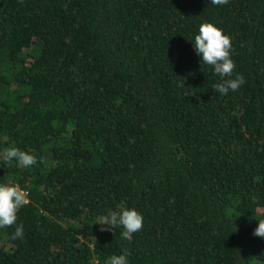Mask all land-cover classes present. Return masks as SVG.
<instances>
[{
    "label": "trees",
    "instance_id": "16d2710c",
    "mask_svg": "<svg viewBox=\"0 0 264 264\" xmlns=\"http://www.w3.org/2000/svg\"><path fill=\"white\" fill-rule=\"evenodd\" d=\"M205 22L231 39L236 92L193 48ZM7 147L37 163L0 159L29 194L0 264H264V0H0ZM118 206L143 216L130 243L96 223Z\"/></svg>",
    "mask_w": 264,
    "mask_h": 264
},
{
    "label": "clouds",
    "instance_id": "9594fccd",
    "mask_svg": "<svg viewBox=\"0 0 264 264\" xmlns=\"http://www.w3.org/2000/svg\"><path fill=\"white\" fill-rule=\"evenodd\" d=\"M23 3V0H19ZM213 5H225L228 0H210ZM193 48L205 65L213 68L214 73L223 78L221 82L212 86L214 92L226 95L229 90L236 92L245 83L242 74L237 73L233 78L236 68L231 58L232 43L229 36L211 23H201L199 34L194 37ZM0 159L4 161L15 160L19 166L28 168L37 163V157L28 152L21 151L16 147H7L0 153ZM28 193L18 184H0V229L15 226L12 239L24 238V225H17V211L29 203ZM100 225H107L101 228L102 231L112 230L116 227L122 229L121 238L129 243L133 234L143 227V216L135 209L118 206V210H109L106 216H101L96 222ZM113 232V231H112ZM114 235V233H113ZM254 236L264 238V219L258 220V226L254 229ZM128 249H123L122 255L109 257L105 264H128Z\"/></svg>",
    "mask_w": 264,
    "mask_h": 264
}]
</instances>
